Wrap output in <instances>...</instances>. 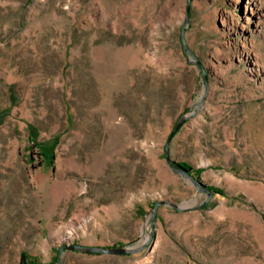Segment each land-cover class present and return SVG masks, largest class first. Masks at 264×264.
Returning a JSON list of instances; mask_svg holds the SVG:
<instances>
[{"label": "rangeland", "instance_id": "obj_1", "mask_svg": "<svg viewBox=\"0 0 264 264\" xmlns=\"http://www.w3.org/2000/svg\"><path fill=\"white\" fill-rule=\"evenodd\" d=\"M0 264H264V0H0Z\"/></svg>", "mask_w": 264, "mask_h": 264}, {"label": "water", "instance_id": "obj_2", "mask_svg": "<svg viewBox=\"0 0 264 264\" xmlns=\"http://www.w3.org/2000/svg\"><path fill=\"white\" fill-rule=\"evenodd\" d=\"M186 119H187V117L181 118L178 121V123L176 124L175 128L172 130L170 137H169V140H168L167 153H168V159L171 162V165L174 167V169L177 172L184 173V174L188 175L189 177L195 179V177L187 169L175 166L174 162L172 161V159L170 157V149H169L170 142H171L172 138L175 136V134L180 130V128L182 127V125L184 124ZM198 185H199V187H202L200 182H198ZM166 202L173 203V202L167 201V200L158 201L154 207V216L156 215V211H157L159 205L161 203H166ZM173 204L178 206V204H176V203H173ZM64 248L82 249V250H86L89 252L95 251V252H109V253H129V252L136 251L142 247H126V246L103 247V246H90V245H83V244H72V245H67V246L63 247V249ZM61 253H62V251H61ZM59 260L61 262V259H59Z\"/></svg>", "mask_w": 264, "mask_h": 264}, {"label": "trees", "instance_id": "obj_3", "mask_svg": "<svg viewBox=\"0 0 264 264\" xmlns=\"http://www.w3.org/2000/svg\"><path fill=\"white\" fill-rule=\"evenodd\" d=\"M55 141H57V140L54 139L52 142H55ZM40 144L43 148L48 147L50 145V143H40ZM187 166H188L187 164H185L184 166L182 165V167H184V168H187Z\"/></svg>", "mask_w": 264, "mask_h": 264}, {"label": "bare ground", "instance_id": "obj_4", "mask_svg": "<svg viewBox=\"0 0 264 264\" xmlns=\"http://www.w3.org/2000/svg\"><path fill=\"white\" fill-rule=\"evenodd\" d=\"M258 5L257 2L255 3L254 6ZM259 6H256L255 9H259ZM256 53V52H255ZM255 64H257L258 66H260L261 64H259V61L255 62ZM254 66V65H253ZM259 68V67H258ZM257 69V68H256ZM69 233H72V230H68Z\"/></svg>", "mask_w": 264, "mask_h": 264}]
</instances>
